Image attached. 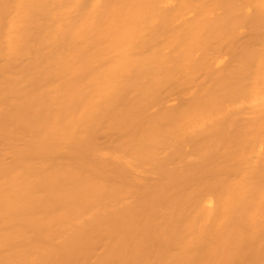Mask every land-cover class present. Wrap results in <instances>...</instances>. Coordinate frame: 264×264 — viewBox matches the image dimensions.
I'll use <instances>...</instances> for the list:
<instances>
[{
	"label": "bare ground",
	"instance_id": "bare-ground-1",
	"mask_svg": "<svg viewBox=\"0 0 264 264\" xmlns=\"http://www.w3.org/2000/svg\"><path fill=\"white\" fill-rule=\"evenodd\" d=\"M0 264H264V0H0Z\"/></svg>",
	"mask_w": 264,
	"mask_h": 264
}]
</instances>
